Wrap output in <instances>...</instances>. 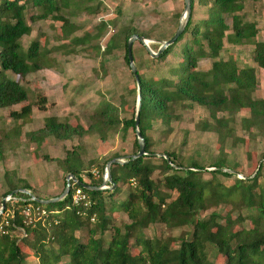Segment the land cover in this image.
Listing matches in <instances>:
<instances>
[{"label": "trees", "instance_id": "obj_1", "mask_svg": "<svg viewBox=\"0 0 264 264\" xmlns=\"http://www.w3.org/2000/svg\"><path fill=\"white\" fill-rule=\"evenodd\" d=\"M71 4L72 0H0V109H10L9 116L21 118L33 110L29 100L30 90L17 77L9 76V71L26 76L33 68L40 70L55 66L58 59L52 56V52L78 53L87 45L108 54L124 43L125 57L130 63L127 50L129 37L140 33L149 38L137 26L124 25L118 38L111 39L102 47L93 40L107 26L106 20H102L99 32L88 31L79 35V25L62 12L63 7H70ZM193 4L194 0L191 8ZM88 5L85 4L84 8ZM244 5V0H212L208 5V15L193 26L191 16L184 33L159 56L151 57L154 61L165 58L172 47L190 33L191 38L181 47L179 63L171 67V75L147 79L138 67L143 97L139 122L147 154L126 157L125 162L112 164L111 172L116 184L113 189L82 186L91 202L87 205L73 204V187L81 185L79 182L92 186L103 184L106 163L112 159L107 160L102 170L95 167L99 170L96 176L93 170L85 172L81 144L68 148L65 157L58 159L61 164L64 162L66 171L74 174L79 181H71L70 191L62 199L41 204L18 188H27L39 198H51L57 194L41 196L33 191L25 178L9 179L10 185L3 197L11 195L12 199L7 202L4 214L0 215V223L9 211L13 210L14 216L5 227L6 232L0 231V264H25L29 252L23 246L24 239L26 245L32 243L34 249L30 246L31 250H28L36 254L38 264H58L64 256H68V264H264L262 160L254 172L243 176L235 164L228 163L221 155L211 164L214 168L208 169L196 159L190 164L181 161L176 148L155 152L148 134L155 121L164 124L167 132L172 131L173 120L178 117L177 106L190 107L195 103L209 110L199 126L217 133L222 143L235 133L232 121L240 110H250V114L241 117L244 129L251 133L264 129V98L254 96L258 87L257 69H264V40L258 38V23L243 10ZM28 8L31 11L26 14ZM50 17L61 22L59 37L68 39L70 45L65 48L59 45L46 47L35 39L22 49L21 40L33 30V22ZM225 42L228 45L250 44L252 62L240 64L237 58H224L221 52ZM159 44L157 47L149 45L157 51ZM132 50L136 60L133 44ZM202 57L213 58L210 68L198 67ZM133 89L137 92L136 82ZM23 102L25 104L21 109L13 108ZM44 104L43 98L41 106ZM123 110V105L107 103L106 107L92 115L91 124L87 127L51 118L45 126L30 131L29 136L34 143L51 134L71 139L83 137L88 131H95L106 138L108 129L135 128V110L130 116H121ZM6 136L9 137V132ZM3 140L0 138V159L3 157ZM136 145L139 149L138 137ZM50 158L45 155V159ZM159 170L163 176L157 181L154 174ZM205 170L211 172L210 177L203 176ZM85 175L90 180L86 181ZM220 175L233 176L232 183H224ZM123 181H130L131 184L125 196L121 197L118 194ZM30 202L45 207L48 214L35 215V220H29L22 209ZM220 205L236 206L247 212L225 220L222 211L217 209ZM211 207L215 209L205 214ZM124 211L129 220L117 225L116 214ZM246 216L252 221L251 228L241 224ZM151 224H161L165 228L158 235L149 236L144 229ZM82 229L88 232L87 238L75 233ZM173 229H179L180 234L168 232ZM106 231L111 232L108 241ZM174 241L179 245H173ZM133 243L137 248L134 252L131 250Z\"/></svg>", "mask_w": 264, "mask_h": 264}, {"label": "rangeland", "instance_id": "obj_2", "mask_svg": "<svg viewBox=\"0 0 264 264\" xmlns=\"http://www.w3.org/2000/svg\"><path fill=\"white\" fill-rule=\"evenodd\" d=\"M85 4H89L87 8H84ZM184 5V0H72L71 6L63 7L62 12L68 15L72 22L79 25L77 31L79 35H84L88 31L99 32L102 20H106L107 26L100 32L99 37L93 40L98 41L102 47L106 46L111 39H117L124 25L137 26L149 35L151 39L149 44L157 47L160 40L167 39L174 32ZM243 10L257 21L258 38L264 40V0H257L256 3L248 0ZM30 11V8L26 9V14ZM201 11H206V7L201 8ZM195 22L196 19L192 15V26ZM60 28L61 22L51 17L47 20L33 22V30L25 34L21 40L22 49L35 39L46 47L59 45L65 48L70 43L68 39L59 37ZM190 38L191 34L187 33L184 40L177 42L165 58L157 61L151 59V54L140 40H134L136 62L145 78L171 75V67L179 63L181 59L182 45ZM226 42L221 52L224 58H237L240 64L252 62L250 44L228 45ZM79 51L72 54L54 51L51 54L58 59L55 66L40 70L33 68L26 76L8 72L9 76L17 77L30 90L29 100L33 110L27 116L14 118L8 114L10 109H0V138L4 139L3 157L0 159V207L4 198L3 193L9 188L10 181L17 180L18 177L25 178L33 191L41 196H51V194L60 192L65 185L66 169L64 162L61 164L58 159L65 157L68 148L72 149L79 144L82 145L81 153L85 162V172L95 167L102 170V166L108 159L126 158L127 154L137 149V132L132 126L119 131L108 129L106 138H102L95 131H88L83 137L75 136L71 139L59 138L51 134L45 141L40 142V140L33 146L29 132L38 130L51 118L58 121L77 122L87 127L91 124L92 115L110 102L124 106L125 110L122 111L121 116H130L134 110L136 112L137 92L133 89L136 81L130 63L125 57L124 43H120L108 54L97 51L91 45ZM212 63L213 58L202 57L198 67L208 69ZM257 75L258 87L254 96L264 98V69L259 68V71L257 69ZM43 98L45 104L41 106ZM23 104L25 102L15 104L13 108L21 109ZM176 111L178 117L173 120L172 131L167 132L166 126L159 121H155L148 131L152 149L155 152L176 148L177 156L181 161L190 164L196 159L208 169L214 168L211 164L221 155L228 163L236 165L241 176L254 172L260 160L264 163V129L251 133L242 127L241 117L250 114L249 109L240 110L235 114V119L232 121L235 133L226 137L224 143L221 142L217 133L199 126L200 120L206 118L209 113L205 106L198 103L190 107L179 105ZM8 132L9 137L6 138ZM45 155L52 158L44 159ZM115 155L118 157H113ZM162 176L160 170L154 174L157 181ZM203 176L210 177L211 172L205 170ZM219 177L226 184L233 181V176L220 175ZM84 178L90 180L88 175ZM130 184V181H126L124 193L118 195L125 196ZM212 209L215 208L211 207L205 214ZM217 209L222 211L225 220L233 215L247 212L236 206L220 205ZM116 217L117 225H123L129 220L125 211L119 212ZM242 220L243 227L251 228L250 217H243ZM164 228L165 226L161 224H151L144 231L149 236H156ZM109 231L105 234L107 241L111 235ZM168 232L180 234L179 229L168 230ZM75 233L83 238L88 237V232L84 229ZM178 243L174 241L173 245L178 246ZM30 244L32 243H28V246L32 247ZM23 246L29 249L25 239ZM136 249L133 243L131 250L134 252ZM30 254L34 256L27 258L28 262L25 264L32 263V258L36 256L35 253ZM68 262V256H64L58 264H68Z\"/></svg>", "mask_w": 264, "mask_h": 264}, {"label": "water", "instance_id": "obj_3", "mask_svg": "<svg viewBox=\"0 0 264 264\" xmlns=\"http://www.w3.org/2000/svg\"><path fill=\"white\" fill-rule=\"evenodd\" d=\"M191 5H192V0H185V5H184V8H183V11H182V15L180 17V22H179V26L177 27V29L175 30V32L173 33V35L170 37V38H167V39H163V40H160V44L157 48V51H155L154 49H152L149 45V41H151V39L143 36L142 34L140 33H134L132 34L129 39L127 40V50H128V56H129V61H130V66H131V70L133 71L134 73V78H135V81H136V86H137V99H136V112L134 113V119H135V122H136V126H135V129H136V132H137V137H138V141H139V149H137V151L135 153H130V154H127V157L128 158H134L136 156H139V155H144V154H147L146 152V141H145V138L142 134V130L140 128V113H141V109H142V86L140 84V74H139V70H138V65H137V62L135 60V56H134V53H133V50H132V44H133V41L134 40H140L142 42V44L144 45V47L149 51V53L151 54L152 57H157L159 56L164 50L165 48L171 44L172 42L176 41V39H178L183 33L184 31L186 30L187 28V25L191 19V16H192V8H191ZM127 159L123 158V159H120V158H112L111 160L108 161L107 163V166H106V173H107V178L104 179V183L107 184V183H112L111 186L109 187H105L104 184H101V185H94L92 186L91 184L89 183H85V182H79L81 184V186L85 187V188H114L116 186V184L114 183L113 181V176H112V172H111V166L113 163H123L125 162ZM224 170H227V171H235V169H228V168H224ZM77 181V177L72 174V173H69L67 175V183L66 185L64 186L63 190L55 195V196H52L51 198H39V197H36L32 194V192L27 189V188H24V187H21V188H18L19 190L21 191H24L28 194H30V197L33 198V200L41 203V204H44V205H47V204H50L52 201H56V200H59V199H62L65 197L66 193L70 191V185H71V181ZM17 189H15L13 191V193L16 191ZM11 193V194H13ZM9 201V197H4L3 198V201H2V205L0 207V215L4 212L5 208H6V205H7V202Z\"/></svg>", "mask_w": 264, "mask_h": 264}, {"label": "built area", "instance_id": "obj_4", "mask_svg": "<svg viewBox=\"0 0 264 264\" xmlns=\"http://www.w3.org/2000/svg\"><path fill=\"white\" fill-rule=\"evenodd\" d=\"M93 172L95 174H99V170L98 169H93ZM104 177L107 178V173L105 171L104 173ZM78 181V180H77ZM75 181V182H77ZM105 187H109L108 183L105 184L103 183ZM71 187V185H70ZM71 196H72V202L73 204H89L91 202V199L89 198V196L85 193V191L83 190L81 185L75 186L73 187V190L71 192ZM6 197H9V201L12 199L11 195H7ZM32 198V197H31ZM22 212L25 216H27V218L31 221L35 220V215H39V216H44L47 215V209L45 207L42 206H35L33 203H28L23 209ZM4 214V212L2 213ZM14 216V211L11 210L9 211L3 218V221L0 223V231L5 233V227H7V225L9 224L10 218Z\"/></svg>", "mask_w": 264, "mask_h": 264}, {"label": "crops", "instance_id": "obj_5", "mask_svg": "<svg viewBox=\"0 0 264 264\" xmlns=\"http://www.w3.org/2000/svg\"><path fill=\"white\" fill-rule=\"evenodd\" d=\"M212 0H194V4H193V7H192V12L194 11V9H195V14H194V12H193V18L195 17V19H196V22L199 20V19H201V18H203V17H205V16H207L208 15V5H210V2H211ZM245 1V3H246V1H248V0H244ZM253 2H255L256 3V1H254V0H252ZM184 2H185V0H184ZM245 6V5H244ZM204 7H206V11H204V12H202L201 11V8H204ZM246 10V9H245ZM199 14H200V16H199ZM179 22H180V19H179V21L177 22V25H176V27H174V32H175V30L177 29V27L179 26ZM258 27H259V25H258ZM150 42V41H149ZM262 69V68H261ZM258 71H259V68H258ZM258 76V75H257ZM60 121H67V120H60ZM43 126H45V125H43ZM43 126H41V127H43ZM40 127V128H41ZM50 136H47L46 138H44V139H42L40 142H42V141H45V139H47V138H49ZM37 143H39V142H37ZM37 143H34L33 141H32V144H33V146L34 145H36ZM133 153V152H132ZM45 159V158H44ZM69 174V172H67L66 171V178H65V184L67 183V175ZM44 179H46L45 177H44ZM86 181L88 180V179H86V178H84ZM126 183V181H123V184H122V186H120V189H119V192L120 193H124V191H125V186H124V184ZM64 186V185H63ZM63 190V189H62ZM61 190V191H62ZM60 191V192H61ZM60 192H57V193H54V194H58V193H60ZM54 194H51V195H54ZM34 239V238H33ZM35 240V239H34ZM30 245H32V244H30ZM27 247L29 248V250H30V247L28 246V244H27ZM29 253H28V255L25 257V262L27 263L28 262V259L27 258H31V257H33L34 255H32V254H30V253H32V252H30L28 249H26ZM29 256V257H28ZM32 260H33V264H38V258L35 256V258H32ZM31 262L29 263V264H32Z\"/></svg>", "mask_w": 264, "mask_h": 264}]
</instances>
